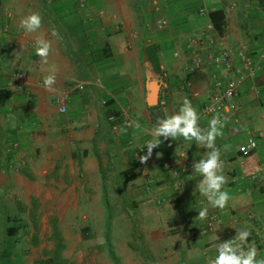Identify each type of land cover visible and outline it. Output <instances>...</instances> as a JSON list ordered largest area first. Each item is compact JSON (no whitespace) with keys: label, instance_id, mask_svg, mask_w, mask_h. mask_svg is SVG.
<instances>
[{"label":"crops","instance_id":"0c3cea01","mask_svg":"<svg viewBox=\"0 0 264 264\" xmlns=\"http://www.w3.org/2000/svg\"><path fill=\"white\" fill-rule=\"evenodd\" d=\"M85 1L86 7L80 9L77 0H53L46 11L37 0H0V27L9 25L8 33L0 32V38L5 37L13 44L2 61L7 71L17 70L30 82L27 88L12 92L9 100L0 105V116L27 120L40 148L48 138L50 148L46 153L48 165L43 171L45 178L56 184L59 175H63L72 187L76 184L78 170L85 174L87 186L91 184L90 180L98 182L100 179L97 152L100 153L101 143L96 140V134L97 127L104 126L108 116L121 112L137 116L138 123L132 127L130 136L141 141V130L151 134L158 108H167L169 113L178 111L186 97L199 113L208 95L206 70L184 75L182 62L172 55L175 49L184 47L190 31L205 21L196 12L202 0ZM204 1L211 3L213 0ZM213 2L216 6L214 11L221 10L223 13L218 21L222 32L216 29L218 35L234 49L243 44L249 49L255 47L253 54L259 67L246 80L234 108L219 115L221 119H226L223 136L217 137L215 143L222 150L224 174L228 178L224 188L231 199L223 209L212 207L218 214V221L216 230L208 235H188L186 219L183 233L187 238L177 242L175 248L183 250V255L190 262L188 264H209V259L216 254V245L235 237L238 231L245 228L251 233L248 243L257 246L258 258H264V237L254 233V228L264 220L250 217L251 210L264 215V20L257 15L254 0ZM231 2L236 3L234 9L229 8ZM33 11L42 16L41 29L36 33H25L20 27V20ZM161 17L169 21L167 30L153 27ZM83 21L88 24L84 35L76 37L69 33L71 31L65 37L61 34L60 28L68 31L69 26ZM52 28L59 31L61 39L51 36ZM132 30H138L139 35L130 49L127 41ZM38 36L52 44L46 64L40 63L33 48ZM150 44L158 47L157 71L152 69L145 56V49ZM102 50L105 53L96 60L94 52L102 53ZM235 62L239 64L237 59ZM53 71L56 83L49 91L44 88L43 79ZM160 76L165 78V88L156 82ZM152 82L157 84L154 103L148 99ZM3 87H7L6 75L0 73V88ZM56 96L65 102L63 113L57 111ZM159 114L162 115V112ZM50 116H57L59 120L50 122L47 120ZM211 118L201 115L200 127L207 128ZM37 129L43 133L38 134ZM50 130L53 132H48ZM117 136L121 143L128 137ZM250 137L257 140L258 147L249 155L242 156L238 145ZM183 142L192 162L198 161L207 151L198 149L195 142L189 148L188 143ZM160 152L153 151L146 163H138L141 178L146 175L148 178L156 160L161 157L157 155ZM164 160L169 167L178 169L176 161L165 158L163 164ZM178 160L182 166L183 162ZM188 176L187 172L180 171L178 184L184 186L182 195L187 207L190 205V210L194 211L192 219H197L199 209L195 183L200 177L188 179Z\"/></svg>","mask_w":264,"mask_h":264},{"label":"rangeland","instance_id":"374dc122","mask_svg":"<svg viewBox=\"0 0 264 264\" xmlns=\"http://www.w3.org/2000/svg\"><path fill=\"white\" fill-rule=\"evenodd\" d=\"M37 1L46 11L53 3ZM254 1V9L263 19L261 0ZM4 42L5 37H1L0 43ZM243 47L248 48L245 44L239 48ZM1 65L0 73L7 74L5 62ZM56 117L50 116L47 120L55 122L59 120ZM132 117L136 126L138 117ZM3 120L0 116V219H3L4 210L21 215L27 225L26 231L17 237L16 243L20 247L19 256L13 259L15 264L190 263L183 250L175 247L177 242L187 238L183 233L186 219L187 223L191 221L196 224L200 219H192L194 211L190 210V205L187 207L183 199L184 186L178 184L180 172L171 185L158 181L157 177L153 179L150 173L148 178L147 175L139 176L120 186L117 170L139 163L132 158L131 150L126 149L124 140L117 143L120 153L117 150L109 158L103 152L105 145H99L106 172L102 175V169L98 166V182L90 180L91 184L87 186L85 174L78 170L73 187L63 175H59L54 184L45 178L43 172L48 165L46 153L50 148L49 139L46 138L47 142L40 148L32 129L28 135L26 133V138L20 140L4 136L1 126L6 132L8 125ZM45 132L48 135L47 130ZM48 132L52 133L53 130ZM37 133L42 134L43 131L37 129ZM141 135L142 140L151 136L143 130ZM8 148L15 151V155L8 164H2ZM174 157L167 160L171 161ZM177 161L178 157L175 163L179 170L181 166ZM163 165L169 168L166 161ZM177 170L173 167L172 173ZM103 185L109 187L108 203L104 202ZM131 197L137 204L134 211H130L128 206ZM108 212L110 218H107ZM252 213L254 211L251 210L250 216ZM1 224L0 232L10 223L5 221V225ZM86 227L88 229L83 230ZM187 231L191 235L188 227ZM58 245H61L59 251Z\"/></svg>","mask_w":264,"mask_h":264},{"label":"built area","instance_id":"2783aa9c","mask_svg":"<svg viewBox=\"0 0 264 264\" xmlns=\"http://www.w3.org/2000/svg\"><path fill=\"white\" fill-rule=\"evenodd\" d=\"M50 1V0H48ZM214 1V0H213ZM207 3L202 0L199 4L196 12L197 16L204 18L205 21L196 29L190 31L188 34L184 47L182 49L177 48L173 51L174 58L182 62L181 70L184 75H192L196 72L206 70V84L208 88V95L204 103L202 104L199 113L202 116H219L224 112V107L234 108L235 102L242 92L246 80L251 78L257 71L259 64L254 59L253 49L249 48H232L227 45L222 37L218 35L215 25L210 18V14L215 9L214 2ZM77 4L80 9L86 7L85 0H77ZM262 16L264 19V0H261ZM235 2L229 4L230 9H234ZM156 30H167L169 27V21L161 17L155 21L153 26ZM9 26L7 24L0 28L1 33H8ZM138 30H132L129 33L127 47L132 49L134 47V40L138 37ZM6 48H12V42L7 41ZM1 50V48H0ZM235 59L239 61V64L235 62ZM206 68V69H205ZM8 86L11 90L16 91L22 88H27L30 85L28 78L25 75H21L18 72H7ZM160 87L165 88V78H157ZM183 88V87H182ZM57 110L60 113L61 109H66L64 100L59 96L55 97ZM108 120L113 124L114 128L121 135L128 136L126 138V146L131 150V156L136 162H140L139 156L143 155L146 149H139L144 141L151 139L147 137L141 141L130 136L132 127L135 120L128 113L121 112L118 115H110ZM175 144L180 147L177 156L183 162L181 169L174 171L175 177L178 172L185 171L190 174L192 169V160L189 157L188 151L184 145L183 139L175 141ZM15 146L17 143L14 144ZM258 147L257 140L254 137H250L241 144L238 145V151L242 156H247ZM154 150V149H153ZM187 152L186 158H183ZM187 166L186 168L184 166ZM148 188V187H146ZM197 208L207 206L206 199L198 193ZM250 217H257L259 220H264V215L261 213H252ZM218 221V214L216 210L208 206V215L204 220H200L199 223L189 221L187 223L189 233L192 236L197 237L201 235H208L216 230V223ZM255 235L264 237V223L254 228Z\"/></svg>","mask_w":264,"mask_h":264},{"label":"clouds","instance_id":"9594fccd","mask_svg":"<svg viewBox=\"0 0 264 264\" xmlns=\"http://www.w3.org/2000/svg\"><path fill=\"white\" fill-rule=\"evenodd\" d=\"M48 2H53V0ZM41 26L42 16L38 11L30 12L20 20V27L25 33H36L41 29ZM50 31L52 37L61 39L60 33L56 28H52ZM7 41L11 40L5 38V42L0 43V48H4L7 52L6 55H0V59L2 60L12 49L6 48ZM33 48L35 54L40 58V63L46 64L52 48L51 41L42 36H38L34 40ZM5 71L18 72L17 70ZM20 74L24 75L22 73ZM156 82L158 86H160L157 80ZM55 83L56 77L54 71L43 79V86L49 91L53 90L52 86ZM6 86L11 92H15L8 86L7 75ZM65 110L66 109H61V111ZM229 110L228 106L224 107V112H228ZM161 112L162 115L159 114ZM157 113L150 134L151 139L144 141L143 145L139 148L141 150L146 149L144 154L139 156V160L141 163H146L152 156V152L158 151V147L161 145L162 140L171 139L173 141V145L176 148V156L180 149L178 148V145L175 144L174 140L177 141L179 139H183V141L187 142L188 148L193 142H195L198 149L203 148L204 150H207L203 156H200L198 161L193 162V171L188 176V179H196L197 177H200L198 183H195V190L206 199L207 206L201 207L198 210L197 216L200 220H204L208 215V206L223 209L231 199L229 192L224 188L228 183V178L224 174L222 150L220 147H217L215 143L217 137L223 136V128L225 126L226 118L221 119L219 116H213L208 121L207 128L200 127L199 121L201 120V114L197 112L191 101L186 97L183 99L182 105L179 107L178 111L169 113L167 108L160 107L157 109ZM157 155L159 156L160 153H157ZM186 156L187 152L184 154L183 158H186ZM179 162L180 161H177V163ZM184 167L186 168L187 166L185 165ZM250 234V231L245 228L238 231L235 237L221 241L216 245V254L209 259V264H264V258H258L257 246L248 243L247 238Z\"/></svg>","mask_w":264,"mask_h":264},{"label":"trees","instance_id":"16d2710c","mask_svg":"<svg viewBox=\"0 0 264 264\" xmlns=\"http://www.w3.org/2000/svg\"><path fill=\"white\" fill-rule=\"evenodd\" d=\"M210 17L212 19V21L214 22L215 28L219 30V32H222L221 29V25L218 23V21H220L223 17V13L221 10H215L212 11L210 14ZM88 24L86 22L83 23H79L78 25H71L69 26L67 29L68 31L64 30L63 28H60V32L62 35H66L67 32L75 35L76 37L79 35H84V29L85 26H87ZM67 42V41H66ZM255 48V47H254ZM252 48V49H254ZM254 51V50H253ZM0 55H6V50H4V48H2L0 50ZM103 52L105 53V50H102L100 52H94V58L96 60L99 59V57H101L103 55ZM159 51H158V47L155 44H150L146 49H145V56L146 59L150 61L151 65H152V69L154 71H157L159 68V60H158V55ZM108 53H106L107 55ZM109 55V54H108ZM1 58V56H0ZM2 59H0V67L2 68ZM6 67V64H5ZM12 96V92L7 89L6 87L0 88V105L4 104L6 101L9 100V98ZM114 112V111H112ZM2 118H4V122L7 123L8 126H6V132H4V127L1 126L2 129V134L4 136H9L13 139H18L20 140V138H26V136L28 135L29 132V123L27 122V120L23 119V118H18L16 119L15 116H2ZM16 121V124H14V122ZM105 123L104 126H98L97 127V134H96V140L99 141V143L103 144V146L105 145L103 152L106 153L109 158V156L115 155L117 153L118 150V145L117 143H119L120 141H118V133L115 130V128L113 127V125L107 120H104ZM102 124V125H103ZM18 127V128H17ZM17 133V135H16ZM27 133V135H26ZM26 135V136H25ZM20 136V137H18ZM25 136V137H24ZM124 147V146H123ZM126 147V145H125ZM126 149H128L126 147ZM125 149V150H126ZM159 150H161L160 152V156L157 160H156V165L151 169V175L152 178L154 179L155 177L158 178V181H162V183H168L169 185H171V183H173L174 181H176V177L175 175H173L172 173V167H164L162 160L165 158H170L171 155L176 156V148L173 145V141L171 139L169 140H162L161 145L158 148ZM158 150V151H159ZM120 153V150H118ZM166 154V157H165ZM5 158L4 161H1L2 164H8L9 161L14 157L15 155V151H13L12 149L8 148L5 151ZM97 158H98V166L100 168V170L102 169V171H100V173H104L106 166L103 165L102 163V159H101V154L97 152ZM177 159V156L173 158V161L175 162ZM141 169L139 167V164L137 163H133L132 165L128 166V167H123L120 168L119 170H117V178H118V182L120 184V186H123L124 183L128 182V181H133L135 179H137L140 175H141ZM103 175V174H102ZM108 188L107 186L103 185V192H104V202L108 203L107 201V193H108ZM119 189L122 191L123 188L119 187ZM129 209L130 211H134L137 208V204L135 199H133L131 197V200L129 202ZM2 210V209H1ZM3 213V219H0V223H2L1 225H5V221H8L10 224L5 225L3 227V230L0 232L1 233V238H0V264H15L14 260L16 257L19 256V245L16 243L17 241V237L20 236L21 234H23L26 231L27 225L24 222L23 218L21 215L17 214V213H9L6 212L4 210H2ZM1 214V213H0ZM109 214V212H108ZM107 218H110V214L108 215ZM189 222V221H188ZM107 226H109V224H107ZM109 228V227H106ZM86 228H83V230L86 231ZM61 248V245H58L57 251H59V249Z\"/></svg>","mask_w":264,"mask_h":264},{"label":"water","instance_id":"95a60500","mask_svg":"<svg viewBox=\"0 0 264 264\" xmlns=\"http://www.w3.org/2000/svg\"><path fill=\"white\" fill-rule=\"evenodd\" d=\"M156 89H157V84L155 82H152L150 84V91H149V95H148V99L150 103H154L155 100V95H156Z\"/></svg>","mask_w":264,"mask_h":264}]
</instances>
